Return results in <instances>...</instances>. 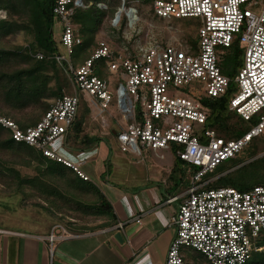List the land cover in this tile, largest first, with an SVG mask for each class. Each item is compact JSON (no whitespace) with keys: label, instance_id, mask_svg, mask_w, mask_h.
<instances>
[{"label":"built area","instance_id":"1","mask_svg":"<svg viewBox=\"0 0 264 264\" xmlns=\"http://www.w3.org/2000/svg\"><path fill=\"white\" fill-rule=\"evenodd\" d=\"M116 1L119 6L106 17L111 30L138 32L145 11L159 19L194 18L199 24L196 46L150 42L130 52L114 49L101 39L89 58L75 65L71 56L82 43L78 28L71 22L75 10L95 5L109 11L111 7L108 2L53 0L58 44L67 56L59 53L52 58L70 77L75 93L55 99L32 127L21 130L1 116L0 126L11 132L15 142L34 148L90 181L82 170L89 153H70L63 139L77 113V93L92 98L102 112L113 100L108 80L95 74V65L100 64L105 73L119 80L115 107L124 122L130 121L115 133L119 150L138 157L143 152L167 151L195 168L189 186L180 195L179 209L170 219L176 234L165 264H187L183 248L200 253L208 264H245L253 254L264 251V185L247 191L205 189L209 180L204 178L223 162L235 160L254 138L264 136V0ZM144 2L149 7L139 11L137 6ZM5 18L0 10V20ZM233 41L242 44L243 58L230 79L220 71L222 52L218 48H229ZM182 87H187L186 93H177L176 88ZM225 95L229 111L245 122H255L237 139L225 140L205 127L207 111L201 101ZM56 140L59 144L51 147ZM135 222L140 224V218ZM52 240L54 235L48 238Z\"/></svg>","mask_w":264,"mask_h":264},{"label":"trees","instance_id":"2","mask_svg":"<svg viewBox=\"0 0 264 264\" xmlns=\"http://www.w3.org/2000/svg\"><path fill=\"white\" fill-rule=\"evenodd\" d=\"M91 0H84L85 3ZM94 3L101 2V0H94ZM53 0H0V10L4 11L6 18L0 20V42L16 34L17 32H25L30 35L32 42L25 47L12 49H5L0 45V116L14 122L19 129L25 130L28 127L34 126L43 114L50 108L51 104H45L44 99L54 96L55 99L65 95L60 84L56 85V89L50 91L48 94L47 85L51 79L57 80L59 73L65 75L64 86L71 87L74 94L73 84L70 77L65 73L64 69L59 66L52 58L55 54L60 53L59 44L54 39V16L52 13ZM93 8L92 16L89 17L88 11ZM100 9L92 5L86 9H77L71 19L73 25L78 28L79 35L82 39L80 46L75 47L73 63L78 65L92 54L91 46L94 43V35L98 31L100 24L106 16V13L101 14ZM183 20V19H179ZM196 36L194 39H189L186 44L191 47L196 46ZM237 41H233L229 48H232ZM96 47V46H95ZM228 48V49H229ZM237 52V50H236ZM42 55L43 59L38 60L36 55ZM240 52L238 53V56ZM237 55H232L235 59ZM222 59L220 57L219 68L221 73L230 78H234V73L240 68L239 61H236L235 67L222 68ZM238 62V63H237ZM25 63L27 66H21ZM15 68L11 70L10 66ZM95 74L98 77H104V71L100 64L97 63ZM51 72L49 75L48 73ZM66 86V87H67ZM78 106L77 113L71 128L64 136L63 146L71 152H83L93 149L103 140L100 137L88 136L83 134V125L85 118L89 114L88 107L82 101L81 95L77 93ZM54 99V100H55ZM202 106L207 111V122L205 127L213 129L216 133L225 140H232L241 137L247 132L251 126L254 125V120L250 122L243 121L233 112L228 109V95L221 98L203 99ZM29 105L44 106L43 112L38 119L25 122L23 120H14L11 118L9 110H21ZM82 107V108H81ZM82 109L81 115L79 110ZM235 119L233 124L230 123ZM112 135V134H111ZM115 138V136H113ZM74 139V146L70 145V140ZM252 142V141H251ZM250 142V143H251ZM12 154L19 158L16 165L32 167L35 175L33 177L20 178V175L15 172L14 175L8 176L7 172L15 171L14 168L4 160L6 154ZM24 154L20 157L19 155ZM264 154V152H262ZM27 161H25V159ZM27 157V158H26ZM174 158L173 172L179 171L178 164H185L179 158ZM257 158V157H255ZM254 158V159H255ZM179 164V165H180ZM186 165V164H185ZM106 170L102 177L105 178L110 175V165L105 164ZM177 166V167H176ZM187 166V165H186ZM241 167V165H239ZM217 168H215L216 170ZM215 170L206 175L204 181L209 180L205 189H215L231 187L238 191H247L254 186L264 185L255 184L245 190L237 188L233 184H224L221 182L222 177L228 175L229 171L223 174L212 175ZM195 171L191 168L188 174ZM182 178L186 172H181ZM209 176V177H208ZM8 177V178H7ZM4 180V181H2ZM264 182V180H262ZM0 182L13 187L18 193H23V189L29 188L37 192L40 196L48 200L49 197L62 194L57 189V183L65 184V187L70 190H92L96 197L97 203L92 206H87L92 215L98 218H105L107 220H114V214L111 205L105 199L103 194L91 183L84 181L77 177V175L69 168L55 161L44 157L41 152L34 148L28 147L23 143H17L11 138V132L8 129L0 126ZM54 182V183H53ZM189 186V183L187 187ZM187 189V188H186ZM72 193V191H71ZM187 264H198L197 261H192L187 258ZM245 264H264V251L253 254L252 258Z\"/></svg>","mask_w":264,"mask_h":264},{"label":"rangeland","instance_id":"3","mask_svg":"<svg viewBox=\"0 0 264 264\" xmlns=\"http://www.w3.org/2000/svg\"><path fill=\"white\" fill-rule=\"evenodd\" d=\"M91 1L93 2L94 0ZM101 2H108L111 9L109 11L101 12V14H104L105 12L106 16L100 24L98 31L94 35V43L90 48L91 51L101 39L107 40L109 45L114 49L127 48L130 52H136L140 47L150 42H157L163 45L177 43L185 44L189 39H194L196 36V30L199 26L197 19H159L152 17L148 11L143 12L141 15L140 22L136 28L138 32H132L131 30L124 28L115 31L111 30L106 17H109L108 15L112 14V12L116 10L119 3L116 0H101ZM137 7L140 11L147 9L149 6L147 2H144V5L142 4V6ZM93 11V8L88 11L89 17L92 16L91 14ZM55 29L56 28H54V39L58 43L60 36ZM31 42L32 38L30 35L20 31L3 39L0 42V45L5 49L14 50L15 48L25 47ZM218 50L222 52L220 56L223 58L221 63L222 68L223 66L229 67V65L234 68L236 61H239L238 65L241 67L243 58L242 44H234V46L229 49L219 47ZM75 51L77 53V49ZM239 52L240 55L238 56ZM76 53L74 52L71 56L73 60ZM234 53L237 57L232 59V55H234ZM60 54L65 57L67 56L65 50L61 47ZM21 66L24 67L27 65L25 63H21ZM10 68L12 70L15 67L11 65ZM236 72L234 73V76L236 75ZM48 74L50 75L51 72ZM104 76L108 77L109 75L105 73ZM65 79L66 78L63 72L59 73L56 81L53 79L49 81L46 93L48 94L50 91L55 90L56 85L60 84L64 94H70L72 92L71 87L62 85L65 83ZM109 80V90L112 93L113 100L109 104L106 112L97 115V112L92 107L93 109H89L90 112L85 118V121L86 119L87 121L85 127L86 131L84 132H87L86 134L88 136H95L103 139L99 145L100 153L95 169V171L97 170L96 174L100 175L104 170L102 161L105 159L108 160L112 168L109 176L110 185L123 183L125 181V177L131 178L130 182L137 184L141 183L155 168L157 169L158 174L162 175V177L168 175L175 176L177 173L173 172L172 169L167 166L162 168L152 167V165L156 163V159L164 160L166 158H171L173 153L167 151L158 152L157 154L153 152H143L142 157H138L131 153H122L119 150L116 139L113 135H111V133L112 131H119L120 129H123L125 127V122L122 118H120V115L115 107V88L117 87L119 80L116 76H111ZM186 88L187 87L176 88V92L179 94H185ZM54 99V96H50L44 99V102L45 104H50L54 101ZM43 109L44 106L41 105H29L21 110H9V113L11 118L13 117L16 121L19 119L25 122H30L38 119L43 112ZM78 113L81 115L82 109L79 110ZM234 122L235 119L233 118L230 123L233 124ZM129 123L130 121H128V124ZM74 141V139L70 140L71 146L75 145ZM59 142L60 140H56L52 143L51 147H56ZM262 152H264V136L254 138L252 142L237 155L235 160L223 162L217 167L215 172L209 176L219 174L222 175L223 172L225 173L229 171L228 175L222 177L221 182L224 184L231 183L242 190L258 183L263 184L264 154ZM158 155H162V158H159ZM19 156L22 157L24 154L22 155L21 153ZM4 160L8 165L10 164L12 168L15 169V171L7 172V175L10 176V178L15 174V172L20 175V178L33 177L35 175L32 167H24L14 164L19 161V158L15 157L11 153L6 154ZM25 161L27 160L25 159ZM179 164V173L186 172V168ZM239 165H241V167ZM186 176L189 177L190 174L186 173ZM185 181L188 185L189 180L185 179ZM87 182L96 187L93 182ZM57 186V189L62 195H55L54 197H49L48 200H45L44 197L29 188L23 189V193H18L15 189H13V187L0 182V229L28 231L32 227L34 228L39 224L51 221L60 222L66 225L73 222L81 223L83 221L88 222L89 220L93 221L101 219L92 215L91 211H87L89 210L87 206H92L97 203V197L92 190H70L67 189L65 184L62 182H58ZM36 217L49 218L52 220H30ZM182 255L185 261H187L188 258L192 261H197L198 264H208L205 258L193 249L183 248Z\"/></svg>","mask_w":264,"mask_h":264},{"label":"crops","instance_id":"4","mask_svg":"<svg viewBox=\"0 0 264 264\" xmlns=\"http://www.w3.org/2000/svg\"><path fill=\"white\" fill-rule=\"evenodd\" d=\"M104 78L110 82L111 76ZM80 95L88 109L93 107L97 115L103 113L92 98ZM86 121L83 134L87 133L84 132ZM99 145L83 151L89 156L82 170L111 205L115 219L101 218L66 225L51 221L28 231L0 229V264H165L169 245L176 234L170 219L179 209L180 195L187 188L185 179L189 180L190 176L184 174L182 178L179 171L175 176L158 174L155 167L173 168L171 155L164 160L156 159L152 165L155 169L141 183L130 182L131 178L125 177L123 183L110 185V175L102 177L108 160L103 159L104 170L100 175L95 171ZM186 165L182 164L188 173L192 166ZM109 168L111 174V165ZM135 218H140V224ZM30 220L52 219L36 217ZM118 234L121 240L116 238ZM50 235H54L52 242L48 241Z\"/></svg>","mask_w":264,"mask_h":264},{"label":"water","instance_id":"5","mask_svg":"<svg viewBox=\"0 0 264 264\" xmlns=\"http://www.w3.org/2000/svg\"><path fill=\"white\" fill-rule=\"evenodd\" d=\"M115 134V132H112V135H114ZM116 238L118 239V240H121V238H120V235L118 234V235H116Z\"/></svg>","mask_w":264,"mask_h":264}]
</instances>
